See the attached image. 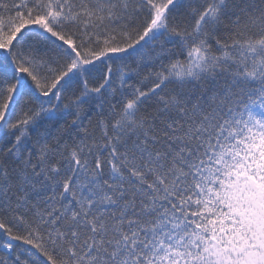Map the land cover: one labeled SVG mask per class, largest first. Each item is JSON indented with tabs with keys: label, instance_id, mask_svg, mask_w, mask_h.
Here are the masks:
<instances>
[{
	"label": "snow or ice",
	"instance_id": "snow-or-ice-1",
	"mask_svg": "<svg viewBox=\"0 0 264 264\" xmlns=\"http://www.w3.org/2000/svg\"><path fill=\"white\" fill-rule=\"evenodd\" d=\"M0 264H264V0H0Z\"/></svg>",
	"mask_w": 264,
	"mask_h": 264
}]
</instances>
